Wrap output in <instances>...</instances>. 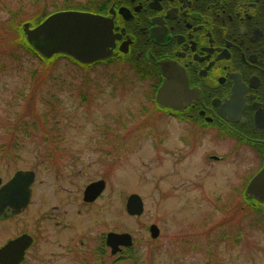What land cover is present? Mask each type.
Returning a JSON list of instances; mask_svg holds the SVG:
<instances>
[{
  "label": "rangeland",
  "instance_id": "obj_1",
  "mask_svg": "<svg viewBox=\"0 0 264 264\" xmlns=\"http://www.w3.org/2000/svg\"><path fill=\"white\" fill-rule=\"evenodd\" d=\"M84 1L0 0V143L7 140L4 123L27 120V105L53 107L48 126L55 124L61 133L48 127V139L63 136L57 149L29 142L15 159L0 158L3 182L17 170L35 173L30 205L0 218V246L22 232L34 233L36 244L24 264H101L93 253L113 231L131 235L126 248H134L136 261L108 260L111 264H264L263 206L241 196L255 164L247 148L239 153L231 140L206 139L190 149L175 120L157 110L155 89L126 63L84 70L62 58L46 66L15 43V27L34 21L44 8ZM212 152L225 154V160L207 159ZM99 179L106 183L103 194L85 204V186ZM132 193L144 203L137 217L125 210ZM54 214L63 218H48ZM52 219L70 226L63 239L62 232H52ZM151 224L159 229L156 238L150 236ZM61 239H70L77 251L65 254L58 248Z\"/></svg>",
  "mask_w": 264,
  "mask_h": 264
},
{
  "label": "flooded vegetation",
  "instance_id": "obj_2",
  "mask_svg": "<svg viewBox=\"0 0 264 264\" xmlns=\"http://www.w3.org/2000/svg\"><path fill=\"white\" fill-rule=\"evenodd\" d=\"M90 12L112 24L111 55L103 60H125L130 71L148 82L156 95L165 81L159 63L178 67L184 81L179 107L163 106L155 95L157 110L175 120L183 144L190 149L206 139L231 140L233 151L239 153L247 148L255 164L241 184L242 201L264 208V203L247 193L250 181L264 166V0H103ZM141 67L148 69L143 78L136 72ZM58 138L63 140V136ZM47 158L52 165V156ZM206 158L220 163L226 155L212 152ZM62 214L48 218H63ZM52 221V232H62L63 239V231L70 226ZM22 234H28L32 242L19 264H24L36 244L35 234L27 232L7 241ZM62 239L58 248L65 254L77 251L76 245L68 243L70 239ZM105 240L93 257L101 258V264H111L108 260L113 263L116 255ZM101 248L109 250V259ZM81 259L87 261L88 257Z\"/></svg>",
  "mask_w": 264,
  "mask_h": 264
},
{
  "label": "water",
  "instance_id": "obj_3",
  "mask_svg": "<svg viewBox=\"0 0 264 264\" xmlns=\"http://www.w3.org/2000/svg\"><path fill=\"white\" fill-rule=\"evenodd\" d=\"M111 27V22L103 16L62 10L50 14L34 27L25 22L22 31L29 46L42 58L50 59L63 54L79 63L92 64L111 55ZM159 66L165 81L158 89L156 100L163 106L177 108L184 92L182 73L172 64L159 63ZM34 179L35 173L30 170H18L4 183L0 177V216H7V210L11 215H17L28 206ZM104 188V180L89 183L84 190L83 200L94 201ZM247 193L264 203V166L250 181ZM125 208L128 215L139 216L143 213L144 204L141 197L133 193L127 197ZM149 232L151 238L159 235V229L154 224L149 226ZM31 242L32 238L27 234L9 240L0 247V264H19ZM105 243L115 254L121 251V247L131 246L132 237L126 232H108Z\"/></svg>",
  "mask_w": 264,
  "mask_h": 264
},
{
  "label": "trees",
  "instance_id": "obj_4",
  "mask_svg": "<svg viewBox=\"0 0 264 264\" xmlns=\"http://www.w3.org/2000/svg\"><path fill=\"white\" fill-rule=\"evenodd\" d=\"M102 3H103V0H86L84 2H77L74 4L65 2V4L61 6H58L55 3L52 5V8L50 11L44 8L40 13H38V17L35 18L34 21H27V22H30L31 26H36L52 12L59 11V10H67V9H76V10H81V11H93L97 7L101 6ZM22 24H19V26H16L14 29L15 32L19 33L18 37L16 38L15 43L16 44L18 43V46L24 49L25 52H27L29 55L38 57V59H40V61L46 66H49V64H51L55 60L62 59V58L67 59L74 65L81 67L84 70L87 68H93V66L95 67V65H102V66L107 67L114 62L118 64L126 63L125 60L115 61V60L109 59V60H104V61H98L90 65H83V64L76 62L71 57L63 55V54L54 55L50 59L42 58L27 43L25 39V35L22 31ZM136 70L139 76H141L143 72L148 71V69H143L142 67L137 68ZM149 71H153V70H149ZM36 72L37 71L35 70L31 72L32 77L36 75ZM143 77L144 76L142 75L141 78ZM30 103H31V100H29V104ZM27 106H28L27 116H29L27 120L22 121V118L20 117L16 122L11 123L9 119V123L3 124V130L8 135H7V140H4L2 143H0V152H1L0 158L15 159L18 153L20 152V150H22L26 146V144L29 142H32L37 147L38 145H42L44 146V148H47L46 144H51V145H54L53 146L54 149H57L59 144L63 142L62 139L54 140V141H51L48 139L50 130H47V129H49L48 127H51V126H48L49 118L53 119L55 117V109L52 107V108H49L50 110L48 109V111H46L47 108L44 105L43 106L44 110H36V109L34 110V108L31 105H27ZM21 116H25V115H21ZM57 122L58 121L55 120L54 123H57ZM37 127H40V129H37L35 132H33V129ZM51 129L56 130L55 132L57 133H61L59 129L55 126V124L52 125ZM39 130L42 131L41 135H43L42 136L43 138L42 137H32V135L37 134ZM259 214L264 218V208L263 210L259 212ZM133 249H134L133 247H129V248H125L124 250H122V252L117 255L118 256L117 260H130L131 262L134 263L136 261V257H135V252Z\"/></svg>",
  "mask_w": 264,
  "mask_h": 264
}]
</instances>
